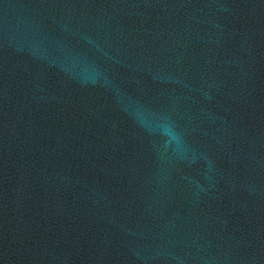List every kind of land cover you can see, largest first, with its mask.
<instances>
[{"label":"water","instance_id":"obj_1","mask_svg":"<svg viewBox=\"0 0 264 264\" xmlns=\"http://www.w3.org/2000/svg\"><path fill=\"white\" fill-rule=\"evenodd\" d=\"M0 264H264V0H0Z\"/></svg>","mask_w":264,"mask_h":264}]
</instances>
